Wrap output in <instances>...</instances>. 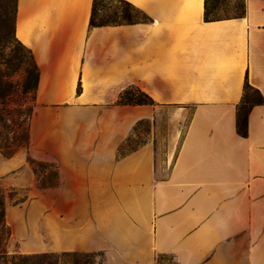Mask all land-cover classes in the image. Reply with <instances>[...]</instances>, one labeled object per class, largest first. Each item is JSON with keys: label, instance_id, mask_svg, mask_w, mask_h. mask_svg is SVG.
<instances>
[{"label": "crops", "instance_id": "0c3cea01", "mask_svg": "<svg viewBox=\"0 0 264 264\" xmlns=\"http://www.w3.org/2000/svg\"><path fill=\"white\" fill-rule=\"evenodd\" d=\"M123 1L144 18L91 26L94 0H17L15 36L40 80L11 240L104 264H264V0L210 20L206 0ZM247 84L263 101L243 137ZM132 86L154 103L116 105ZM145 121L149 141L119 155ZM31 158L54 182L35 184Z\"/></svg>", "mask_w": 264, "mask_h": 264}, {"label": "trees", "instance_id": "16d2710c", "mask_svg": "<svg viewBox=\"0 0 264 264\" xmlns=\"http://www.w3.org/2000/svg\"><path fill=\"white\" fill-rule=\"evenodd\" d=\"M121 1L131 6L129 3L123 0ZM210 1L211 0H206V5L207 3L209 4ZM96 3L97 0H94L90 21L91 26H103L107 24L117 25L121 23L130 24L138 20L132 21V19L129 18L125 19L124 22L114 21L113 23L107 24H95ZM131 7L134 8L133 6ZM135 10L140 13L137 9ZM245 11L244 0L243 11L238 17H243ZM16 13L17 2L12 41L10 37L8 39L5 33V26L9 23L8 17L5 14H2L0 17L2 23V27L0 28V152L7 158L14 156L22 148L27 150L29 148V124L33 117L36 91L40 80L39 68L34 55L15 36ZM206 19H216L212 17L209 7L206 8ZM15 44L16 46L14 47L13 45ZM18 75L20 76L17 78ZM250 89H252L251 86L247 84L237 113V130L243 137L248 135V119L251 109L254 105L263 101L258 92V101H254L249 97L248 92ZM80 90L79 87L78 92H80ZM133 90L136 91V94L132 93ZM153 103V100L147 94L132 86L120 94L116 105L150 106ZM118 154L124 155L120 154L119 151ZM11 237V229L6 219V196L0 190V264H58L57 260L54 261V259L58 258H61L62 264H91L88 258L94 255L102 258V261L97 264H104V254L101 252H66L58 256L49 253L11 255L8 251Z\"/></svg>", "mask_w": 264, "mask_h": 264}, {"label": "rangeland", "instance_id": "374dc122", "mask_svg": "<svg viewBox=\"0 0 264 264\" xmlns=\"http://www.w3.org/2000/svg\"><path fill=\"white\" fill-rule=\"evenodd\" d=\"M16 2L17 0H0V17L2 16V14H5L8 17L9 23L7 26H5V33L8 39L10 37L11 41L13 37L12 32L14 26ZM243 5L244 0H211L209 10L212 13V17L215 18L239 16L243 11ZM129 18L134 21L136 19L143 18V16L138 13L134 8L128 6L121 0H97L95 24H107L113 23L114 21L124 22L125 19ZM1 27L2 23L0 18V28ZM13 46L15 47L16 44ZM19 76L20 75H18L17 78ZM132 93L136 94V91L133 90ZM248 94L249 97H251L254 101L259 100V96L255 90L250 89ZM149 133L150 122L145 121L139 123L132 135L121 146V148L119 149V153L125 155L138 149L141 145L149 141ZM23 156L25 158L29 156L24 148L20 149L15 154L13 159L6 158L0 152V190L6 196V208L8 205H11L13 203H19L21 201H26V199L28 198L27 195L19 191L20 188L10 184V182L14 181L13 178L16 177L17 174H21L23 183H29L28 176L24 173H20L21 170L16 167L18 163L23 159ZM27 165L35 173L34 182L37 186H45L48 184V182H54L55 173L53 169L49 166V164H40L38 161L32 159L31 162L27 163ZM8 251L11 255H35L18 253V243L12 240H10ZM49 254H54L58 256L62 253ZM55 260H57L58 264H62L61 258L54 259V261ZM88 260L91 264H97L102 261V258L100 256L94 255L88 258ZM158 264H176V262L173 260V258L164 256L158 259Z\"/></svg>", "mask_w": 264, "mask_h": 264}]
</instances>
